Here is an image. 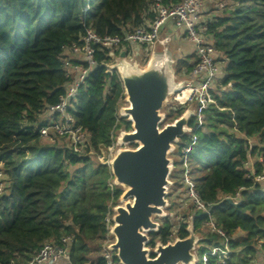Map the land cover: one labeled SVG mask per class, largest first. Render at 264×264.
Masks as SVG:
<instances>
[{
	"label": "trees",
	"instance_id": "obj_1",
	"mask_svg": "<svg viewBox=\"0 0 264 264\" xmlns=\"http://www.w3.org/2000/svg\"><path fill=\"white\" fill-rule=\"evenodd\" d=\"M231 1L222 15L207 22V33L227 61L221 88L213 91L217 106L204 110L188 161L199 195L212 204L217 224L230 235L245 233L232 242L237 251L231 264H251L258 241L264 239V179L255 182L248 177L251 156L259 158L256 175L264 163V148H250L248 142L257 138L264 144V0ZM148 4L149 0H0V161L6 181L0 194V264H30L44 243L64 236L72 240L70 261L63 263L107 264L101 253L90 256L107 232V217L122 188L109 185L114 179L110 167L95 156L112 144V133L131 130V121L117 113L124 98L121 78L104 66L95 67L80 89L72 114L90 133L92 155H78L66 138L42 141L41 116L64 94V48L80 43L85 25L100 36H122L153 17ZM95 56L99 62L110 60L102 51ZM193 57L175 64V73L185 70L189 75ZM183 111L168 108L163 124ZM196 120L193 117L190 125ZM182 140L188 143L190 138ZM240 187L239 204L222 200ZM169 198L175 218L161 219L159 230L149 234L151 245L166 243L174 234L188 235L191 207L179 216L178 194ZM205 219L196 214L194 229ZM205 234L208 243L220 241Z\"/></svg>",
	"mask_w": 264,
	"mask_h": 264
},
{
	"label": "built area",
	"instance_id": "obj_2",
	"mask_svg": "<svg viewBox=\"0 0 264 264\" xmlns=\"http://www.w3.org/2000/svg\"><path fill=\"white\" fill-rule=\"evenodd\" d=\"M217 7L222 8L223 5L221 3L218 4L216 0H180L177 2L173 0H149L148 12L151 13L153 17L144 19L142 25L125 31L122 36H100L91 26H87L84 23L85 29L80 38V43H74L72 46L64 48L62 63L67 77V81L64 84V94L60 97L57 104L44 109L41 116V120L44 124L39 130L43 139L54 141L56 138H66L72 150L78 155L87 156L94 154L91 148L90 133L82 126L75 123L72 114L76 109V102L80 95V89L86 83L88 75L95 67L104 66L107 73L111 75L116 73L120 77L117 66L112 65L111 59L113 56L117 54L121 55V53L124 52V57H130V60H133L139 46H144L146 49L155 44L169 46L174 39L172 30L181 32L185 40L192 45V53L195 55V62L191 73L186 75L179 83L182 84V89L189 88L191 90L185 101L192 102L194 108L193 115L189 119L188 130L184 135L190 138V141L188 143L185 141L183 142V136L180 137V139L174 143V147L169 153V157L172 158V171L170 172L169 179L173 177L177 169L176 156H179L185 168L184 180L179 186L180 189H182V193L179 189L173 191V193L178 194L177 212L183 208L191 207L193 212L189 215L187 220V231L190 219H194L196 214H203L206 216L200 228L198 230L194 229L195 233L199 236V241L196 243L195 249L193 250L195 254L193 264H231L232 254L237 251L232 248V242L245 237L241 235L238 236V233L241 231L230 235L217 224L212 217V204L202 200L199 195L196 188V180L191 172L188 161V155L198 140V136L195 132L202 126L203 112L210 104H217L213 91L221 88L220 81L225 73L227 58L216 49L212 35L207 33V21L210 18L207 17L205 13H207L210 8ZM88 9L89 7L86 6L85 11ZM97 51L105 52L106 57L110 58V60L108 62H99L95 56ZM70 54L78 57H71ZM182 89L178 91H182ZM124 95H126L125 91ZM118 117L122 116L118 115ZM193 117L197 120L195 125L192 126L190 125V120ZM114 136V133H112V144L108 146V148L114 144ZM3 166L4 162L0 161V194L5 191L6 187ZM248 169V177L255 182L264 179V167L259 175H256L255 164H251V166L248 164ZM175 184L177 183L173 180L170 186ZM109 185L113 187L115 184L111 181ZM242 189L243 188L240 187L234 194L222 196V200H227L232 204H239L241 202ZM167 192V199H169V195L172 194V192H169V186ZM168 202L170 206V200H168ZM168 205L166 208L169 207ZM111 214L112 208L109 215ZM175 214L167 212L162 218L168 216L172 217ZM160 226L161 224L159 222V226L153 229L152 232H157ZM179 227L180 226L177 225L175 229ZM205 233L216 235L220 241L218 243H208ZM148 234H150V232ZM177 238L181 237L174 234L173 238L166 243L156 241L154 245H151V238L149 236L150 241L146 244V248L149 249V256L155 257L157 255L156 248L158 242L166 245L169 242H174ZM71 240L72 236H64L59 242L48 241L44 243L37 251L30 264H54L62 261L69 262L71 258ZM115 241L116 238L114 236V240L109 242L107 246L108 249L102 254L107 264H115L114 259L117 258V251L110 247ZM257 246L258 252L251 264H264V239L259 240Z\"/></svg>",
	"mask_w": 264,
	"mask_h": 264
},
{
	"label": "water",
	"instance_id": "obj_3",
	"mask_svg": "<svg viewBox=\"0 0 264 264\" xmlns=\"http://www.w3.org/2000/svg\"><path fill=\"white\" fill-rule=\"evenodd\" d=\"M164 54L154 55L146 68L129 62L118 65L123 89L129 106L121 108L129 114L132 129L123 131L118 138L121 144L136 143L135 148H120L110 160L109 167L114 184L123 187L121 200L115 207L116 238L110 247L117 251L120 264H193L199 236L194 231V219L188 225V236L177 238L166 245L158 242L155 257L149 256V232L159 226L154 217H163L168 205V186L172 171L169 157L171 149L189 127L192 110H187L173 122L164 123L161 112L164 102L181 87L175 82L168 47ZM124 57V52L121 53Z\"/></svg>",
	"mask_w": 264,
	"mask_h": 264
},
{
	"label": "rangeland",
	"instance_id": "obj_4",
	"mask_svg": "<svg viewBox=\"0 0 264 264\" xmlns=\"http://www.w3.org/2000/svg\"><path fill=\"white\" fill-rule=\"evenodd\" d=\"M216 1L218 2V4L221 3L223 5V7L222 8L221 7H217L219 9L210 8L207 11V13H205V15H207V17H209L212 20H213L214 17L222 15L224 7L225 6L229 7L230 4L232 3L231 0H216ZM181 43H179V44H181ZM167 47H168V51L170 53L171 59L173 60L172 66H173V68L175 70V64H177L181 59L187 58V56H188V55H186V52L180 53L181 50L180 51L178 50L179 49L178 48V43L176 41H172L169 44V46H163V45L155 44V45H153L151 47H148V49H146L144 46H139L137 48V53H136L135 57H133V60H130V57H122L121 55L117 54V55L113 56V58L111 59L112 65H116L117 68H118V65L125 61V62H129L130 64L134 65L135 67L146 68V66L150 62L151 58L154 55L159 56V55L164 54V52H165L164 50ZM182 48L185 49V51H188L190 49V46L189 45H185L183 43L182 44ZM70 55H71V57H74V58L78 57V56H75L73 54H70ZM185 77H186V71L185 70H183V73H179V74L175 73V82L179 83ZM192 85H194V84H192ZM179 96L180 97H178L176 95V92H175V94L169 96L167 101L164 102V105H163V108H162L161 112L166 115V112H167L168 108L178 109L180 107L184 108V111H183L182 114H184L187 110H192L193 111L194 104L192 102L184 101L185 97H184L183 94H180ZM127 106H129V102L127 101V96L124 95V98L122 99V101L120 102L119 107H118V115H120L122 117L126 116V118L129 120V118H130L129 116L123 115L121 113V108L127 107ZM131 129H132V122H131ZM123 131H125V130H119L118 132H114V135H115L114 136V144L111 147H109V148L108 147L107 148L103 147V148L100 149L99 152H96V156L95 157L97 158L98 161L103 162V163H105V164H107L109 166L110 160L115 156V154L117 153V151L120 148H135L137 146L136 143H131V144H121V143H119L118 138L121 136V133ZM42 141L45 142L44 139ZM48 141L49 142H53V141H50V140H48ZM248 142H249V145H250L251 148H253L254 146H258V148L259 147H261V148L263 147L264 148V144H262L257 138H250L248 140ZM257 159L259 160V158H257L256 156H251L250 162H249V166H251V164H255ZM260 160H262V158ZM176 162H177V169L175 170V172L173 174V177L170 179V181L174 180L177 184L172 185V186L169 185V192L173 193L174 190L177 191L179 189V191L182 193V189H180L179 186H180L181 182H183V180H184V168H185V166L182 164V159L179 156H176ZM263 167H264V163H263ZM113 182H114V180H113ZM116 186H119V185H116ZM121 188H123V187H121ZM124 190L125 189H122V194L124 193ZM122 194H121V196H122ZM121 196L119 197L118 201L116 202V205L124 204V201L121 200ZM116 205H114L112 207V214L109 215V217H108L107 232L105 233L104 238L98 242L99 244L97 243V246L96 245L93 246L96 250L93 248V252L91 253V256H90L91 259L95 258V256H97L98 253H101V255L103 253H105V251L108 249L107 246H108L109 242L114 240V235H113L111 229H112V227L114 225V222L112 221V219H113L114 214L116 213L115 212V206ZM168 208L169 207H167V208L165 207L164 208L166 213L167 212L170 213L168 211L169 210ZM178 212H180L178 214L180 216L182 211L180 210ZM174 216H172V218H175ZM160 217H154V218H155L156 221L160 222L161 219H162V217L161 218ZM172 220H174V219H172ZM176 224H177V222H176ZM239 235L245 236V234L241 233V232L238 233V236ZM54 264H59V263H54ZM65 264H68V263H65Z\"/></svg>",
	"mask_w": 264,
	"mask_h": 264
},
{
	"label": "crops",
	"instance_id": "obj_5",
	"mask_svg": "<svg viewBox=\"0 0 264 264\" xmlns=\"http://www.w3.org/2000/svg\"><path fill=\"white\" fill-rule=\"evenodd\" d=\"M172 34H173V36H174L173 41H176V42L178 43V48H179L178 50H179V51L181 50L180 53L186 52V55H188V56H189V55H194V54L192 53V45H191L189 42H187V41L185 40V38H184V36L182 35L181 32H177V31L172 30ZM181 42H182V43H181ZM179 43H181V44H179ZM183 43H184L185 45H189V46H190V49H189L188 51H185V49L182 48V44H183ZM192 61H193V62L195 61V55H194ZM59 264H65V263L61 262V263H59Z\"/></svg>",
	"mask_w": 264,
	"mask_h": 264
},
{
	"label": "bare ground",
	"instance_id": "obj_6",
	"mask_svg": "<svg viewBox=\"0 0 264 264\" xmlns=\"http://www.w3.org/2000/svg\"><path fill=\"white\" fill-rule=\"evenodd\" d=\"M182 89V87L179 89V90H181ZM190 89L189 88H183L182 89V91H178V92H176V95L178 96V97H180L179 95L180 94H183L184 95V99L186 100L187 98H188V96H189V94H190ZM175 94V93H174ZM184 100V101H185ZM127 116H129V114H127ZM126 190V189H125Z\"/></svg>",
	"mask_w": 264,
	"mask_h": 264
}]
</instances>
